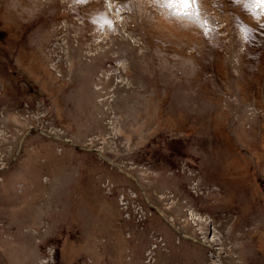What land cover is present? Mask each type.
Wrapping results in <instances>:
<instances>
[{
	"label": "rangeland",
	"instance_id": "1",
	"mask_svg": "<svg viewBox=\"0 0 264 264\" xmlns=\"http://www.w3.org/2000/svg\"><path fill=\"white\" fill-rule=\"evenodd\" d=\"M0 264H264V7L0 0Z\"/></svg>",
	"mask_w": 264,
	"mask_h": 264
},
{
	"label": "snow or ice",
	"instance_id": "2",
	"mask_svg": "<svg viewBox=\"0 0 264 264\" xmlns=\"http://www.w3.org/2000/svg\"><path fill=\"white\" fill-rule=\"evenodd\" d=\"M191 2H195V0H168V5H179L183 8H187ZM248 5L251 6H258L264 7V0H247Z\"/></svg>",
	"mask_w": 264,
	"mask_h": 264
}]
</instances>
